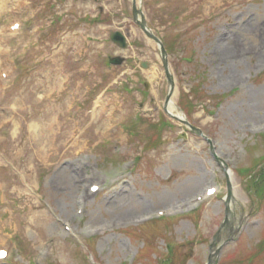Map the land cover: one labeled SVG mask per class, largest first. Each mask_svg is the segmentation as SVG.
<instances>
[{"label":"rangeland","instance_id":"374dc122","mask_svg":"<svg viewBox=\"0 0 264 264\" xmlns=\"http://www.w3.org/2000/svg\"><path fill=\"white\" fill-rule=\"evenodd\" d=\"M140 1L165 48L176 40L170 101L229 166L240 205L220 229L226 175L207 140L164 112L158 46L131 0H0V70L13 66L0 82V247L11 251L0 264H158L168 244L173 264H205L219 229L216 264H264V203L239 172L263 153L264 0ZM14 20L20 32H3ZM116 29L125 49L109 40ZM113 55L125 60L109 65ZM211 181L219 193L196 211L152 222ZM90 183L100 189L86 195Z\"/></svg>","mask_w":264,"mask_h":264},{"label":"water","instance_id":"95a60500","mask_svg":"<svg viewBox=\"0 0 264 264\" xmlns=\"http://www.w3.org/2000/svg\"><path fill=\"white\" fill-rule=\"evenodd\" d=\"M138 14L140 15V19L137 17ZM133 17H134L135 22L144 31L145 35L147 37L153 39L159 46L161 61H162V65H163V68H164L165 75H166V80H167V83H168V91H167V95H166V99H165V106H166V104L168 103V101H169V99L171 97V94L173 93V90H174L173 76H172V74L169 71L168 62H167V53H166L161 41L155 35H153L151 33V31L149 30V28L146 26L143 14H142L141 10H138L136 8L134 0H133ZM110 39L114 43H116L119 47H121V48H126L127 47L125 36L122 35L118 31L112 32L110 34ZM123 60H124V58L120 57V56H116V57L110 58V62L115 64V65L121 64ZM164 110L169 116H171V114L169 112H167L165 107H164ZM177 119L179 121H181L183 124L187 125L191 129V131L194 132L195 134H199V135L204 136L203 133L198 128L192 126L187 120L179 119V118H177ZM204 138H206V137L204 136ZM206 140H207V142L210 145L211 151L214 153L213 146L211 144V140L208 139V138H206ZM214 157L220 164H222V160L219 157H217L215 155V153H214ZM222 166H223L224 169L227 167L226 165H222ZM230 196H231V190H230L229 183L227 181V195H226L227 200H226V208H225L226 218H225V220H224V222L222 224V227H225L228 224L227 217L229 215V209H228L227 203L229 201ZM227 240H230V238H226L223 243H225ZM215 244H216V242H214V243H212L210 245L209 255H208V258H207V264H216L217 254H218V251H219V246H214Z\"/></svg>","mask_w":264,"mask_h":264},{"label":"trees","instance_id":"16d2710c","mask_svg":"<svg viewBox=\"0 0 264 264\" xmlns=\"http://www.w3.org/2000/svg\"><path fill=\"white\" fill-rule=\"evenodd\" d=\"M176 41V40H175ZM175 41L172 43V45L170 46V48H167L170 44H166V49H167V51L169 52V51H172L173 50V47H174V44H175ZM173 46V47H172ZM201 91V88H200V84L199 83H196V85H194V87H193V89L190 91V94H193V96H194V98L196 99V98H198L199 97V95H200V92ZM184 96V102H186V96L187 95H183ZM188 97V96H187ZM192 100V99H191ZM159 132L160 131V129L158 128V127H155V132ZM261 137H262V142H263V144H264V135H261ZM263 169H264V166L260 169V173L263 171ZM247 175H249V173H247ZM260 174H258V176H259ZM262 178H264V176L262 177ZM250 179V180H249ZM249 179H248V182L250 183V186H252L253 187V185H255V177H249ZM255 182V183H254ZM264 182V181H263ZM256 188H258V193H259V195L258 196H260V197H262V200H264V184H263V186L261 187V188H259V187H257L256 186ZM152 222H159L158 220H156V221H152ZM175 246H174V244H168L167 245V248H166V254H165V256H164V258L163 259H160L159 260V262H158V264H173V261H174V258H175V256L177 255L176 254V250H175V248H174ZM257 250L258 251H260L261 252V250L260 249H263L264 248V239L262 240V242H261V244H259V247H258V245H257Z\"/></svg>","mask_w":264,"mask_h":264},{"label":"bare ground","instance_id":"6f19581e","mask_svg":"<svg viewBox=\"0 0 264 264\" xmlns=\"http://www.w3.org/2000/svg\"><path fill=\"white\" fill-rule=\"evenodd\" d=\"M154 74H156V72H153V71H152L151 73H149V78H152V77L154 76ZM166 110H167V112H169L170 114H172L173 117H178V118L182 117V116H181V113L178 111V109H177L176 105L173 103V101H169V103L166 105ZM109 129H110V127H109ZM229 176H230V178H231V173L229 174ZM233 189H234V186H233ZM238 200H239V199H238V196H237V198H236V195L233 194V195L230 196V198H229L228 206H229V207H230V206L235 207V206H237V205H240V203H239Z\"/></svg>","mask_w":264,"mask_h":264}]
</instances>
